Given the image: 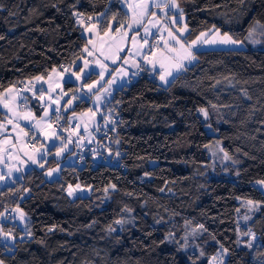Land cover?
Listing matches in <instances>:
<instances>
[{"label":"trees","instance_id":"trees-1","mask_svg":"<svg viewBox=\"0 0 264 264\" xmlns=\"http://www.w3.org/2000/svg\"><path fill=\"white\" fill-rule=\"evenodd\" d=\"M177 1L189 45L201 32L217 29L247 44L256 21L264 24V0ZM73 13H103L101 30L109 18L114 26L128 19L116 0H0V94L83 55L86 40ZM255 33L260 46L194 50L196 60L166 85L157 73L142 70L136 82L113 92L106 110L121 118L108 138L96 140L89 157L62 165L51 180L44 177L55 165L48 159L42 169L0 187V227L16 237L7 249L0 237V260L208 264L227 249L223 264H264V185L257 183L264 181V31ZM63 86L72 91L75 84ZM28 100L39 115L40 107ZM88 106L80 100L74 110ZM210 107L221 119L219 125L209 122L212 133L198 113ZM215 140L233 161L226 172L217 167V176L206 171L207 148ZM75 185L89 187V194L69 196L67 187ZM238 198L261 203L247 223L256 235L252 250L237 245ZM15 207L28 218L26 231L7 220L4 209ZM117 220L123 222L118 226Z\"/></svg>","mask_w":264,"mask_h":264},{"label":"rangeland","instance_id":"rangeland-1","mask_svg":"<svg viewBox=\"0 0 264 264\" xmlns=\"http://www.w3.org/2000/svg\"><path fill=\"white\" fill-rule=\"evenodd\" d=\"M160 3H164V0H159ZM121 3L123 4L124 10L128 13V20H126L122 25L124 27H118L120 28V31L117 32L116 29H114V19H108V24L103 28L102 32L103 34L98 39L99 43L95 48H93V44L95 45V37H93L91 40L93 41V44H88V47L91 51H93V55L89 56L86 52L83 51L82 56H80L76 62L72 65L65 66V69H60L58 67L53 68L56 69V71H52L51 69L46 75H39L43 76L44 79L37 81L35 77L31 79H26L24 83V89L23 90H16V86H12L9 88H12L14 90L15 95V103L13 105L9 104V107L13 109L14 112L19 113L20 115H24L27 113H31L35 119L32 120H23V119H14V123H18L20 125L19 128L13 129V126L11 124L5 125L6 129H9L6 131V136H3L2 138L7 140V143H3L4 145H7L1 150V158L2 161L0 163V174L3 171L8 172V174H14V171L25 162L27 152L26 147L24 144V141H16L18 140L17 137L21 138L24 133H31L27 136L29 140H35L34 147L36 144V138H40V141L48 146L49 149H52L53 151H60V155H56L55 157L57 159H63L65 155L66 162H71L72 164L76 165V155L73 152L70 144L68 142H63L59 131L54 129L53 127L49 128L47 125L52 123L53 118V109L59 107L60 110L63 109L64 113L67 114V119L65 122L75 123V132L76 133H83V136L86 137V140L88 141H94L98 139L96 135L94 134L100 129L101 126H103V123H105L108 120V115L110 112V108L106 110V104L111 99L113 92L123 86L124 84H127L129 82H132L131 79L134 77L140 75L138 74V67L142 66L144 68V63L142 61L144 60V56L148 55L149 58L151 57L154 61H161L163 60L165 64V68L167 70H170L172 72V76L167 77L168 81H170L174 76H176L178 73H180L186 66H189L192 64L195 60V54L194 50H205V49H239V48H245L246 46H260L261 44V36L254 34L252 39H249L247 44H245L241 40L238 41L237 44H228L224 45L221 43H211L213 40H219L221 37L224 36V34L227 33H221L217 32L216 30H206L201 33H205L204 36L200 38V40L197 42L195 46H193L190 50L192 51L194 55V59L189 61L186 59H182L183 55L185 54L180 49L179 45H175L178 51L173 52L170 51L169 48H166L165 41H168L169 45L172 46L174 42L171 40V38L168 36V30H172L173 33H176L177 29L184 28L186 25L185 23V13L183 12V19L179 21L177 24H173L170 17L174 14H177L175 10L165 9L164 12H162L160 9L155 8L152 6L153 0H121ZM143 3H147L149 5L148 7V15L144 17V24H147L149 32L146 35L144 32L143 26H137L133 23V17L138 16V13L141 11V8H138L137 5H142ZM179 4V1H177ZM180 6V4H179ZM181 8V6H180ZM155 12L156 16L152 17L151 13ZM165 12L168 14L165 15ZM151 19L152 24H155L156 26L153 27L152 24H149L148 21ZM111 24V27L109 25ZM133 24L132 29H128L127 25ZM108 32V35H105V32ZM138 33V35H137ZM188 33V27L183 33V36L181 37V42L187 47L189 44H186L184 40V36ZM228 35V34H227ZM135 36L136 40L133 42L132 37ZM200 36V34L198 35ZM197 36V37H198ZM194 38L193 40L197 39ZM144 39L148 40L147 44H144ZM234 39V38H232ZM192 40V41H193ZM235 40V39H234ZM191 41V42H192ZM205 41H208L205 43ZM190 42V44H191ZM157 45L159 47H157ZM123 48V51L117 52V48ZM101 52H103V55H101ZM152 53H155L153 56ZM106 57H108L106 59ZM117 57H119L117 59ZM113 59L116 60L115 63H113ZM87 60L88 68L85 69V73L87 75L82 74V79L77 80L75 76L72 75L73 72H77L79 68L84 67V61ZM99 60L100 62L107 65V70L105 71L104 81L106 82L108 80H114V82L111 85H108L107 83L104 84L105 88L109 90L111 93L110 95H107L104 92H100L99 94L101 96H106L107 98L103 101H101L99 110L97 111V106L95 102V96L92 93H88V90L86 88H82L81 85L84 83H92L93 81L99 80V73L101 71V68L96 63V61ZM125 60H127V63H125ZM142 64V65H141ZM176 64H182L183 67L177 69L175 67ZM78 67V68H77ZM141 67V69H143ZM157 71L156 77L160 84L166 85L164 82L160 80V74L161 71H163L160 66L154 67ZM111 73L112 75H109ZM90 76V78H88ZM37 77V76H36ZM33 79V80H32ZM66 81H72L75 84L76 89L72 91H65L64 89V82ZM31 82L35 85L36 91L35 95L32 97L38 99L31 101H34L35 104H37L40 107L39 115L34 113V111L31 110L30 107V101L27 100L25 102L24 98L27 97L30 93L27 89L31 88ZM57 84L60 85V87H57ZM168 84V83H167ZM52 88L53 91L48 92L45 91L44 99L40 100L38 97L40 95V89L48 90L49 88ZM8 88V89H9ZM66 92L67 95H63V93ZM9 94V92H7ZM29 93V94H28ZM7 94V95H8ZM78 97V99L72 100L71 104L66 105V101H68L72 96ZM49 96L52 97V100H59V103H52V100H49ZM28 98V97H27ZM84 100L86 102H89V106L83 110L75 111L74 106L76 102ZM28 103L26 106L21 107L19 102ZM4 104V103H3ZM2 105V104H1ZM3 106V105H2ZM45 109H48L49 115L47 117L44 116ZM91 109L92 111H89ZM207 116L204 115L201 111H198L200 116L204 119V121H207L206 130L208 133H212L211 123L214 121L216 125H219L221 123L219 111L215 107H210V109L207 111ZM95 113V114H93ZM4 116L1 119L0 123H3L7 121L9 118H13L12 114L9 113L8 109L5 108ZM43 117V119H41ZM65 118V117H64ZM37 121H39V125H37ZM101 121V122H100ZM8 126L10 128H8ZM23 129V132L20 129ZM18 131V132H16ZM56 133V135H52V133ZM104 136V135H102ZM35 137V138H34ZM58 137V138H57ZM101 137V136H100ZM105 138H108V136H104ZM16 141V142H14ZM27 141V139L25 140ZM14 142V143H13ZM11 143V144H10ZM0 143V146H4ZM10 144V145H8ZM66 145V147H65ZM41 146V145H39ZM33 147V148H34ZM1 148V147H0ZM30 148V147H29ZM71 148V149H70ZM29 150V149H28ZM31 151V150H30ZM57 153V152H56ZM207 153L209 157V166L206 168V171L210 175L217 176V174L214 172L217 167H219L222 171L226 172L228 164L229 166H232L233 161L229 159L224 158V152L221 150L220 142L214 141L213 144H211L207 148ZM111 153L109 151L106 152V159L107 161H110ZM78 162V161H77ZM4 165H7V167H3ZM23 167V166H22ZM60 167V165H59ZM58 167H50L48 170L44 172V177L46 180H51L53 178H57V170ZM3 170V171H2ZM48 173H51L49 175ZM15 176V175H14ZM14 176L8 177L6 176V180L1 181L0 184H3L6 182H13ZM73 191V195H75L77 192L81 196H86L90 192L89 187L75 185L67 187L66 191L69 192V190ZM78 190V191H77ZM247 199L238 198V208L239 211H236V221H237V245L241 247H245L248 250H252L256 235L254 234L253 239V233L250 232L247 229V223L248 220H244V215H249L252 217L255 215L259 208H255V202L253 201V210H249V206L247 205ZM252 201V200H251ZM17 209L16 207L12 209V215L9 216L10 218H7V220H10L12 223L17 225V227L22 230H27V222L28 218L26 216L24 221H21L19 219V213L15 211ZM5 216L1 217V220L4 219ZM118 226L120 224H117ZM189 226H187L188 228ZM190 233V232H188ZM245 233H249L248 235H245ZM25 236V235H24ZM190 236L186 237L185 241H189ZM251 241V247L248 246L249 242ZM10 241H7V243H10ZM5 243V242H4ZM227 252H224L223 250H219L213 257L208 261V264H223L224 260L226 259Z\"/></svg>","mask_w":264,"mask_h":264},{"label":"snow or ice","instance_id":"snow-or-ice-1","mask_svg":"<svg viewBox=\"0 0 264 264\" xmlns=\"http://www.w3.org/2000/svg\"><path fill=\"white\" fill-rule=\"evenodd\" d=\"M152 6L155 7V8H158L160 9L162 12H164L165 9H170V10H175V12L177 14H174L170 17L171 21L173 24H177L179 21H181L183 19V9L180 8L179 4L177 3V0H164V3H160L159 0H153V3H152ZM138 8H141V11L138 13V16H135L133 17V23L137 26H143L144 28V32L145 34L147 35L148 32H149V29H148V26L147 24H144V17L146 15H148V7L149 5L147 3H143L142 5L138 4L137 5ZM168 13L165 12V15H167ZM73 15L77 16V17H80L82 14L80 13H73ZM101 16H103L104 14L101 13L100 14ZM151 16L152 17H155L156 16V13L155 12H152L151 13ZM92 18L89 17V20H91ZM78 23L80 24H83V20L82 19H78ZM97 23H99V20H97ZM149 24H152V21L151 19H149L148 21ZM153 27H155L156 25L155 24H152ZM96 27V24H91L87 29L86 31L88 32H92ZM109 27H111V24L109 25ZM120 27H124V25H121ZM127 28L128 29H132L133 28V24H128L127 25ZM187 28V25L184 26V28H181V29H177L176 30V33H173L172 30H168V36L171 38V40L174 42V44L172 46L169 45L168 41H165V47L166 48H169L170 51H173V52H176L178 51L177 48L175 47V45H179L180 46V49H183L184 50V55L182 57V59H186V60H193L195 57L192 53V51L190 50L193 46H195L197 44V42L200 40V38L202 36L205 35V33H200V36L197 37L196 40H193L191 42L190 45H188L187 47L181 42V37L183 36V33L184 31L186 30ZM262 30L264 31V24H261L260 21H256V24L255 26H253L249 33H248V37H246L247 39H252L255 32L257 30ZM117 32L120 31V28H117L116 29ZM217 32L219 31L218 29L216 30ZM105 35H108V32L106 31L105 32ZM138 35V33H137ZM132 40L133 42H135L136 40V37L133 36L132 37ZM144 44H147L148 43V40L147 39H144ZM208 41H205V43H207ZM211 43H221V44H224V45H228V44H237L238 41L232 39L231 36L227 35V34H224L223 37H221L218 41L217 40H213L211 41ZM88 44H93V41L91 39L88 40ZM88 44H86L83 48V51L86 52L89 56H92L93 55V51H91L88 47ZM93 48H95V45L93 44ZM119 51H123V48H117V52ZM101 55H103V52H101ZM152 55L154 56L155 53H152ZM108 57H106L107 59ZM119 57H117L118 59ZM144 59L147 60L149 63H152L153 66H155V63L156 61L154 60H150L148 56H144ZM113 63L116 62L115 59H113L112 61ZM88 61L85 60L84 61V67L83 68H79L77 72H73L72 75L76 77L77 80H81L82 79V74L84 75H87L85 73V69L88 68ZM96 63L99 65V67L101 68V71L99 73V77L100 79L99 80H96V81H93L92 83H84L81 85L82 88H86L88 90V93H92L94 96H95V102H96V106H97V111L99 110V106H100V103L101 101L105 100L107 98V95H110L111 93L109 92V90L107 88H105L104 84L107 83L108 85H111L114 80H108L106 82H103L104 81V76H105V71L107 70V65L100 62L99 60L96 61ZM125 63H127V60H125ZM159 64H160V68L163 70L161 71V74H160V80L162 82H164L165 84L169 83L167 77L169 76H172V72L170 70H167L165 68V64L163 62V60L159 61ZM175 67L177 69L183 67L182 64H176ZM52 71H56V69H53ZM109 75H112L111 73H109ZM88 78H90V76H88ZM35 79L37 81H40V80H43L44 77L43 76H37L35 77ZM57 87H60L59 84H57ZM28 91H32V89H27ZM6 92H9L11 93L13 91L12 88H9V89H6L5 90ZM40 95H39V99L40 100H43L44 99V94H45V91H48V92H51L53 91V89L50 87L48 90H44V89H40ZM100 92H104L106 93L107 95L106 96H101L99 93ZM35 95V92L33 93ZM2 95V94H0ZM63 95H67L66 92L63 93ZM74 99H78V97H76L75 95L72 96L68 101H66V105L67 104H71L72 103V100ZM25 102L27 101V97L24 98ZM49 100H52V97L49 96ZM52 103H56L58 104L59 103V100H52ZM4 107L8 109L9 113L12 114V117L13 118H9L7 120V123L8 124H11L13 126V129L15 130L16 128H19L20 125L18 123H14V119H23V120H32V119H35V117L31 114V113H27V114H24V115H20L19 113H16L13 111L12 108L9 107V104L7 102L4 103ZM60 111V108L57 107L55 109H53V113H59ZM89 111H92L91 109H89ZM199 111H201L202 113H204L205 116H207V112L205 109L201 108L199 109ZM95 114V113H93ZM49 115V111L48 109H45L44 111V116L47 117ZM60 117L57 116V119H59ZM43 119V117L41 118ZM37 125H39V121H37ZM49 128L52 127V125L49 123L47 125ZM5 124L3 123H0V131H4L5 130ZM22 132H23V129L21 128L20 129ZM25 135H27V133H24ZM52 135H56V133H52ZM35 138V137H34ZM58 138V137H57ZM17 139H19V137H17ZM5 143H7L8 141L5 140L4 141ZM66 147V145H65ZM38 151V150H37ZM60 151L61 150H58L56 155H60ZM43 158V154H41V159ZM224 158L225 159H229L230 157L228 156L227 153L224 154ZM29 159L32 161V163H37L38 161L33 157V156H29ZM41 167H43V164L41 163L40 164ZM17 171H19V169H17ZM49 175H51V173H48ZM4 177L3 176H0V180H2ZM258 184H261V185H264V181H257ZM111 187L113 189H115V185H111ZM25 191H27V189H25ZM105 191L107 192L108 189H105ZM68 195L69 196H72L73 195V191L69 190L68 192ZM247 205L249 206V210H253V205H254V202L251 201V200H248L247 202ZM261 206V203L260 202H255V208L258 209L259 207ZM16 212L19 213V219L21 221H24L25 218H26V214L20 210L19 208L15 209ZM237 211H239V209H237ZM4 216V213H0V217H3ZM244 220H249L251 219V217L249 215H244L243 217ZM123 221L121 220H117L116 223L117 224H120L122 223ZM201 228L203 227L202 225L200 226ZM249 233H245V235H248ZM27 235L31 236V232L30 230L27 232ZM0 237L3 238V241L5 242L4 243V247L7 249L9 248V244L7 243V241H14L16 239V237L13 235V232H12V229H9L7 232L4 231L3 227H0ZM254 234H253V239H254ZM21 239H23V237H21ZM249 247H251V241L249 242L248 244ZM221 247L223 248V245H221ZM224 252H227L228 250L227 249H223ZM264 255V254H262ZM213 259H215V257H213ZM0 264H4V261L3 260H0Z\"/></svg>","mask_w":264,"mask_h":264},{"label":"crops","instance_id":"crops-1","mask_svg":"<svg viewBox=\"0 0 264 264\" xmlns=\"http://www.w3.org/2000/svg\"><path fill=\"white\" fill-rule=\"evenodd\" d=\"M117 1V3H118V5L124 10V8L122 7L123 6V4L121 3V0H116ZM93 17H95V16H93ZM78 19H82L83 20V24H80V23H78ZM128 20V19H127ZM76 21H77V24H78V26L80 27V30H81V34L85 37V40H86V43H85V45L88 43V40L89 39H92L93 37H95V46H97L98 45V43H99V38L101 37V35L103 34V32H102V30L100 29V26L97 24V22H91V23H89V24H85L84 23V17H82V16H80V17H77L76 18ZM124 23V22H123ZM123 23H121V24H119V25H117V26H114V29H117L118 27H120ZM91 24H96V27H95V29L92 31V32H88V31H86V29L91 25ZM157 47H159L158 45H157ZM183 52H184V50H182ZM84 55V54H83ZM150 60H152V58L150 57L149 58ZM157 66H160V64H159V61H156V63H155V66H153V64L152 63H149L148 61H146L145 62V65H144V68L142 69L143 71H148V72H150V73H157V71L155 70V69H153L154 67H157ZM142 72V71H141ZM33 80V79H32ZM25 81V80H24ZM72 82V81H71ZM24 85H26L24 82L23 83H21V86H20V84H18L17 86H16V90L17 91H21V90H23L24 89ZM31 88L33 87V90L32 91H29V95L27 96L28 98H27V100L30 98L31 100L32 99H34V100H38V99H36V98H34V97H32L34 94V91H36V88L37 87H35V85L33 84V82H31ZM20 86V87H19ZM12 87V86H11ZM8 89V88H7ZM74 89H76V88H74ZM73 89V90H74ZM2 95H0V109H2L3 110V113H4V111H5V107H4V104L3 103H5V102H7L8 104H10V105H13L14 103H15V93H14V90L11 92V93H7L6 91H3L2 93H1ZM8 94V95H7ZM20 103V105H21V107H23V106H26V104H29V102L28 103H24V102H19ZM3 106H2V105ZM30 105V104H29ZM30 107H31V105H30ZM31 110L32 111H34L32 108H31ZM35 113V112H34ZM5 115V114H4ZM0 122H1V120H0ZM4 124L5 125H9L8 123H7V121H5L4 122ZM8 128H10L9 126H8ZM5 129H6V127H5ZM9 129H6V131H8ZM5 131V130H4ZM4 131H0V143L1 144H3V143H5L4 142V139L2 138L3 136H6V134H5V132ZM16 132H18V131H16ZM94 132H95V130H94ZM31 133H29V134H27V135H23L21 138H19L18 140H16V141H18V142H20V141H24V144H25V149H26V152H27V158H26V160H25V162L23 163V164H21L17 169H19V171H17V169L14 171V174H8V172H7V170L6 171H3L1 174H0V176H3L4 178L2 179V180H0V182L1 181H4V180H6L7 178H9V177H12V176H14V180L13 181H15L16 179H18V178H20L22 175H23V173L25 172V171H27V170H29V169H31V168H37V169H42L43 167H45V165H46V163H47V161H48V159H51V160H53L54 162H55V165L53 166V167H58L59 169L57 170V175H59V173H60V169H61V166L62 165H66V164H72L71 162H66V159H65V155H64V158L63 159H57L56 157H55V154H56V152L57 151H53L52 149H49L48 148V146H46V145H44L41 141H40V138H36V144H35V147L34 148H29L28 146H27V142L29 141V138H27V136L28 135H30ZM95 134V133H94ZM27 139V141H25ZM16 141H14V142H16ZM13 142V143H14ZM11 144V143H10ZM10 144H8V145H10ZM4 145V144H3ZM39 145H41V146H39ZM7 145H4V146H0L1 148H0V153H1V150L4 148V147H6ZM29 149V150H28ZM71 149V148H70ZM31 150V151H30ZM38 150V151H37ZM41 154H43V158L41 159ZM29 156H33L38 162L37 163H32V161L29 159ZM1 161H2V158H1V155H0V163H1ZM43 164V167H41L40 166V164ZM59 165H60V167H59ZM23 166V167H22ZM3 167H7V165H4ZM46 170H48V168L46 169ZM46 170H44V172L46 171ZM8 175V177L6 178V176ZM11 182H4L3 184H0V187H2V186H4V185H6V184H10Z\"/></svg>","mask_w":264,"mask_h":264},{"label":"built area","instance_id":"built-area-1","mask_svg":"<svg viewBox=\"0 0 264 264\" xmlns=\"http://www.w3.org/2000/svg\"><path fill=\"white\" fill-rule=\"evenodd\" d=\"M115 1V0H111ZM92 19L89 20V17L84 18V23L85 24H89L91 22H97V20H99V23H97L99 26L103 20V16H101L100 14H97L95 17H91ZM148 56V55H146ZM149 57V56H148ZM147 60H143L142 63L145 64ZM142 65V64H141ZM142 66L138 67V74L141 73ZM58 68L60 69H65V65H60ZM137 76L134 77L133 79H131L132 82H136ZM21 86V84H20ZM19 86V87H20ZM110 115H108V120L103 123V126L100 127V129H98V131L95 133L96 137L99 138L100 136L104 135L107 136L108 132L110 129H112L114 127V124L116 122H118L121 118V113L116 112V111H110L109 112ZM57 116H59L60 118L57 119ZM52 127L56 130L59 131V135L62 139L63 142H68L73 150V152L76 155V160L78 162H80L81 160H83L86 157H89V150L93 149V147L95 146V140L94 141H88L86 140V137L83 136V133H76L75 132V123H68L65 122L64 119V110L61 109L59 111V113H54L53 118H52V123H51ZM34 143L35 140H29L27 142V146L30 148L34 147ZM97 162L96 160H92L91 161V166L94 168L96 167ZM4 212L6 215H12V211L10 208H5Z\"/></svg>","mask_w":264,"mask_h":264}]
</instances>
